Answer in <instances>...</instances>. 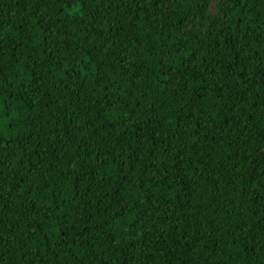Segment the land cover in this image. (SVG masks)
I'll use <instances>...</instances> for the list:
<instances>
[{"label": "trees", "instance_id": "16d2710c", "mask_svg": "<svg viewBox=\"0 0 264 264\" xmlns=\"http://www.w3.org/2000/svg\"><path fill=\"white\" fill-rule=\"evenodd\" d=\"M0 264H264V0H0Z\"/></svg>", "mask_w": 264, "mask_h": 264}]
</instances>
